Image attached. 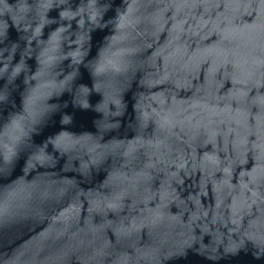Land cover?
Masks as SVG:
<instances>
[{
  "label": "water",
  "instance_id": "obj_1",
  "mask_svg": "<svg viewBox=\"0 0 264 264\" xmlns=\"http://www.w3.org/2000/svg\"><path fill=\"white\" fill-rule=\"evenodd\" d=\"M0 264H264V0H0Z\"/></svg>",
  "mask_w": 264,
  "mask_h": 264
}]
</instances>
